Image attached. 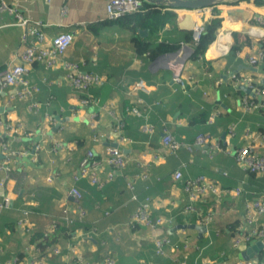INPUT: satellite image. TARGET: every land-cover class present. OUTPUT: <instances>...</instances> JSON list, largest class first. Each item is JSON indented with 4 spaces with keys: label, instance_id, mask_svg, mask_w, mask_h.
<instances>
[{
    "label": "crops",
    "instance_id": "crops-1",
    "mask_svg": "<svg viewBox=\"0 0 264 264\" xmlns=\"http://www.w3.org/2000/svg\"><path fill=\"white\" fill-rule=\"evenodd\" d=\"M1 1L15 12L0 10V72L22 63L23 37L34 23L43 26L40 46L65 32L73 40L56 63L34 60L27 67L26 80L37 88L31 99L0 86V264L33 256L41 264H104L105 258L113 264H264V237L238 247L231 238L243 223L244 202L264 196V172L247 173L234 159L246 145L264 151V24L253 21H264V4L226 0L204 8L211 14L164 8L154 24L128 27L108 20L107 0ZM212 13L220 20L215 40L194 57L193 30ZM33 42L29 36L27 43ZM161 42L180 48L154 59L139 51ZM84 74L101 81L76 85L70 78ZM139 80L146 91L132 90ZM132 106L141 116L130 113ZM165 134L179 143L177 151L162 144ZM201 134L210 141L198 144ZM107 147H117L127 160L111 179L103 161ZM89 151L101 161V188L88 177L73 180ZM175 171L180 180L173 179ZM201 175L229 192H209L185 211L184 181ZM236 187L242 188L238 196ZM73 188L78 201L70 195ZM5 197L7 208L1 207ZM142 202L153 218H164L161 228L132 222ZM78 207L85 212L81 219ZM63 209L70 222L62 219ZM191 213L196 219L189 223ZM259 222L264 225V215ZM158 238L167 240L163 255L156 253Z\"/></svg>",
    "mask_w": 264,
    "mask_h": 264
},
{
    "label": "built area",
    "instance_id": "built-area-1",
    "mask_svg": "<svg viewBox=\"0 0 264 264\" xmlns=\"http://www.w3.org/2000/svg\"><path fill=\"white\" fill-rule=\"evenodd\" d=\"M143 0H107L105 9L107 13L108 20L116 21L125 15L143 12ZM0 10H6L10 13H14L15 9L3 1L0 0ZM198 13L202 14H211V11H207V9H198L195 10ZM19 24H24L25 21L22 19L20 15H16ZM256 24H264V21L261 18H256L253 20ZM42 25L38 23H34L30 25L29 31L26 32L23 37L24 49L21 55L22 63L19 64H10L8 65L2 72H0V86L1 87H15V96L20 99H31L33 94L37 91V88L31 86L26 80V74L28 72V66L34 60H47L49 63H56L63 55H65L66 50L71 45L73 40V35L70 32L60 33L52 38L48 45L40 46L36 43V40L42 39V34L40 29H42ZM26 28V29H27ZM205 30V22L199 23L192 33V43L194 44V48L198 43L200 37L204 33ZM32 36L35 38V42L27 43V38ZM262 52V51H261ZM262 54H264L262 52ZM249 62L252 65L257 63V60L254 58H249ZM72 81L78 85L80 83L84 84H98L101 79L96 74H84V75H73L70 76ZM175 81L179 82V79L175 78ZM132 90L134 91H146V87L142 80H139L132 86ZM138 101V100H137ZM139 101H141L139 99ZM86 100H82L81 103H86ZM34 108L37 107V103H32ZM130 113L133 115L141 116L137 107H130ZM143 130L145 132H149L151 130L150 126L145 124L143 126ZM196 141L198 144L207 143L210 141V138L206 134H201L196 137ZM260 146H264V137L261 136L259 138ZM162 144L168 146L174 151H177L180 147L179 143L175 141L169 134H165L162 138ZM1 147L7 151V144L1 145ZM236 163L241 165L247 173H263L264 172V151H260L256 149L253 145H246L244 147L239 148L236 151L234 156ZM103 161L109 168V172L107 173V179H111L115 172H123L127 166V160L122 156L119 149L117 147H107L105 149V155ZM101 161L94 158V155L91 151L87 152L82 160L79 163V172L77 175L73 176V180L76 181L81 177H88L90 179V183L101 188L104 183L99 178V171H102L100 167ZM4 167L0 165V170ZM173 179L180 180L182 175L180 171H175L173 173ZM126 186L130 192L134 190V183L131 179L126 180ZM4 184L0 182V188H3ZM184 190L186 193V197L189 201V205L185 208V211L193 210V205H196L198 201L209 192L222 195L229 192V190L220 189L217 185H214L210 182L206 176H197L193 179L188 178L184 181ZM235 195L241 194L242 188L236 187L233 190ZM70 195L75 199L79 200L81 198L80 193L73 188L70 192ZM217 196V195H216ZM132 200H136L135 195H131ZM10 204V199L5 197L1 204V207L7 208ZM79 219H81L85 212L79 207L75 211ZM24 214H27V211H24ZM264 215V196L255 198L252 200H248L244 202V215H243V223H239L236 228L232 231L231 238L233 239L232 244L234 247H238L241 244L249 243L250 239L261 240L264 237V225L259 222V217ZM62 219L65 222H70L71 218L67 209L62 210ZM132 222L141 224L142 226L148 227L150 229L161 228L164 223V218L157 217L153 218L149 211L148 202H142L138 205L136 212L131 217ZM211 220L210 217L205 218L204 223H208ZM23 221H20L21 224ZM155 247L156 253L163 255L164 247L167 244V240L163 238L155 239ZM34 251H40V247L34 245ZM52 252L54 254H58L59 251L57 248H53ZM104 264H113L112 259L105 258ZM3 264H41L40 259L37 256H33L26 261L22 259H13L8 260ZM73 264H90L88 261L84 259H79L75 261ZM235 264H251L249 261H238Z\"/></svg>",
    "mask_w": 264,
    "mask_h": 264
},
{
    "label": "trees",
    "instance_id": "trees-1",
    "mask_svg": "<svg viewBox=\"0 0 264 264\" xmlns=\"http://www.w3.org/2000/svg\"><path fill=\"white\" fill-rule=\"evenodd\" d=\"M256 4H264L262 0H255L253 1ZM143 9L146 10L145 15H141L142 12H136L132 14L125 15L124 17L116 20V22L120 23L123 22L124 26L132 27L139 25L141 22H146L149 24H154L156 20L160 17L161 14L156 16L158 13L163 11L162 8L154 7L153 5L147 4V2H143ZM151 16H149L150 14ZM127 17V19H125ZM115 22V21H113ZM110 22V23H113ZM220 27V20L216 14L212 13L210 19H207L205 30L202 36L200 37L198 43L195 46V50L193 52V56H201L204 54L208 46L215 40L217 30ZM183 41L190 42L191 37L186 36ZM261 51L264 53V40L260 41L259 43ZM180 48V44L177 42L167 43L161 42L156 44H144L140 46V53L148 57L149 59H154L155 57L162 55L176 52ZM196 219L194 214H188L187 222H192ZM34 242V241H33ZM35 244V243H34Z\"/></svg>",
    "mask_w": 264,
    "mask_h": 264
},
{
    "label": "water",
    "instance_id": "water-1",
    "mask_svg": "<svg viewBox=\"0 0 264 264\" xmlns=\"http://www.w3.org/2000/svg\"><path fill=\"white\" fill-rule=\"evenodd\" d=\"M143 1H149L151 3H155L160 7L166 9L182 8L188 10H198V9H204V8L220 5L224 3L226 0H143ZM238 1H245V0H238ZM249 1H255V0H249ZM194 228L198 229V227H194ZM261 246L262 245H259V247Z\"/></svg>",
    "mask_w": 264,
    "mask_h": 264
},
{
    "label": "bare ground",
    "instance_id": "bare-ground-1",
    "mask_svg": "<svg viewBox=\"0 0 264 264\" xmlns=\"http://www.w3.org/2000/svg\"><path fill=\"white\" fill-rule=\"evenodd\" d=\"M250 35V34H249Z\"/></svg>",
    "mask_w": 264,
    "mask_h": 264
}]
</instances>
